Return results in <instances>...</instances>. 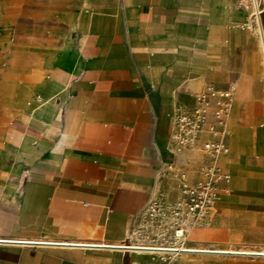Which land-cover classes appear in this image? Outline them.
I'll return each mask as SVG.
<instances>
[{"label":"crops","instance_id":"1","mask_svg":"<svg viewBox=\"0 0 264 264\" xmlns=\"http://www.w3.org/2000/svg\"><path fill=\"white\" fill-rule=\"evenodd\" d=\"M23 1L0 8V264H149L145 208L206 159L175 150L172 115L208 83L235 85L232 178L187 248L264 253V0L252 30L241 0Z\"/></svg>","mask_w":264,"mask_h":264},{"label":"built area","instance_id":"2","mask_svg":"<svg viewBox=\"0 0 264 264\" xmlns=\"http://www.w3.org/2000/svg\"><path fill=\"white\" fill-rule=\"evenodd\" d=\"M251 8L245 27L252 30L262 25V1L241 0ZM235 85L226 88L208 83L195 94L192 106L178 105L172 115L171 142L175 150H197L205 156L200 165V178L194 184L186 172H177L181 194L174 200L164 195L154 198L144 210L143 218L151 234L149 249L183 250L190 229L207 224L219 196L229 192L231 173L219 162L229 152L228 116L234 100ZM177 254L154 252L149 264H177Z\"/></svg>","mask_w":264,"mask_h":264},{"label":"rangeland","instance_id":"3","mask_svg":"<svg viewBox=\"0 0 264 264\" xmlns=\"http://www.w3.org/2000/svg\"><path fill=\"white\" fill-rule=\"evenodd\" d=\"M29 3L23 0H0V8L18 10L24 8ZM3 19L6 21L14 22V24L21 23L23 26L19 28L18 31L13 34L20 40H42L43 35L41 33H36L28 26L29 18L27 16H4ZM188 246V244H185ZM182 252L176 255L177 264H219L218 261H215L217 254H226L227 258H238L243 257L249 261L257 260L259 256H264V253H250V252H241V251H225L215 249H204V248H185L181 250ZM169 253V252H167ZM185 253V254H183ZM219 258V257H217ZM261 258V257H260ZM211 259V260H210ZM228 264H236V262H228Z\"/></svg>","mask_w":264,"mask_h":264},{"label":"bare ground","instance_id":"4","mask_svg":"<svg viewBox=\"0 0 264 264\" xmlns=\"http://www.w3.org/2000/svg\"><path fill=\"white\" fill-rule=\"evenodd\" d=\"M260 27V26H259ZM261 33V32H260ZM260 35H262V34H259V36ZM262 37V36H261ZM261 39V38H260ZM29 85V84H28ZM30 86V85H29ZM18 90V89H17ZM28 90V89H27ZM21 96V95H20ZM156 252H169V253H171V254H178V253H180V252H182L181 250H157Z\"/></svg>","mask_w":264,"mask_h":264},{"label":"water","instance_id":"5","mask_svg":"<svg viewBox=\"0 0 264 264\" xmlns=\"http://www.w3.org/2000/svg\"><path fill=\"white\" fill-rule=\"evenodd\" d=\"M222 252H225V251H222Z\"/></svg>","mask_w":264,"mask_h":264}]
</instances>
